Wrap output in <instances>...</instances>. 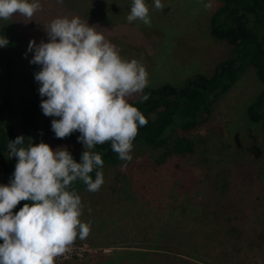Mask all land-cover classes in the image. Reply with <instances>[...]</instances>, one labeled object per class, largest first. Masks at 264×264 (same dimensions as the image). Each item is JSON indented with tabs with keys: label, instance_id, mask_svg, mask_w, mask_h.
<instances>
[{
	"label": "rangeland",
	"instance_id": "rangeland-1",
	"mask_svg": "<svg viewBox=\"0 0 264 264\" xmlns=\"http://www.w3.org/2000/svg\"><path fill=\"white\" fill-rule=\"evenodd\" d=\"M217 1L161 0L165 8L157 10L154 0H145L151 26L127 21L132 0H86V4L95 7L96 13L93 20L86 16L93 21L92 27L116 46L122 57L135 59L144 66L148 81L177 83L196 72L209 70L223 53V43L214 40L207 28L210 10ZM28 48L29 43L20 39L8 58L0 48V82L5 86L1 73L4 67H9L20 103L24 105L35 100L40 118L45 119L47 116L40 105L47 97L39 94L41 85L35 79L39 71L26 63L24 56L29 55ZM261 86V81L252 73L243 74L228 92L214 99L205 128L192 134L196 155L202 159L193 173L202 174L208 184L213 181L220 185L224 179L238 182L230 176L232 162L262 156L264 137L260 124L250 122L246 115L247 105ZM131 154L134 156L133 152ZM111 170L108 168L107 173ZM158 181L155 178L151 182ZM248 186H234L232 192L240 202L239 216L245 217L241 220L243 225L234 218L238 213L223 215L212 224L207 221L209 207L214 202L213 192L207 186H203V190L206 188L211 198L202 190L185 197L178 195L177 200L150 194L151 198L133 201L107 198L108 203L99 201L89 205L86 197L82 198L85 207L80 219L90 223V234L85 240L77 239L71 256L55 264H160V256L156 254H175V249L180 247L179 239L169 236L175 228L189 230L191 243L200 248L205 264H264V196L256 200V193L249 194ZM143 200L149 201L147 206ZM133 209L137 211L126 215V211ZM211 225L219 230L215 239ZM232 225L238 227L237 231ZM229 235L238 237L234 255L228 254L233 253L234 248ZM142 238L144 245L139 247ZM142 251L147 254L139 255Z\"/></svg>",
	"mask_w": 264,
	"mask_h": 264
},
{
	"label": "trees",
	"instance_id": "trees-1",
	"mask_svg": "<svg viewBox=\"0 0 264 264\" xmlns=\"http://www.w3.org/2000/svg\"><path fill=\"white\" fill-rule=\"evenodd\" d=\"M40 2L42 10L37 12L32 20H25L19 14L10 20H0V37L3 36L9 41L8 45L1 49L3 56H12L20 39L29 44L34 40L37 46L41 42L49 41L45 24L56 17L79 16L88 23L93 14H96L95 7L86 4V0H66L62 5L56 0ZM92 22L89 26H92ZM207 28L208 34L214 40L223 43L222 55L209 70L196 72L177 83L166 81L154 84L148 81V86L142 94L149 96L147 101L141 102L140 96L131 98L130 102L138 107L147 121L146 125L139 127L133 142L132 152L135 160L122 170V161L112 150L110 143L97 145L93 151L101 154L104 164L102 168L94 169L90 175L95 179L96 171H102L105 183L94 193L87 191L82 181L77 180L72 184V189L77 191L81 198L86 197V204L107 202V198L133 201L136 198H151L150 194L177 200L178 195L185 197L197 190L205 191L207 197L211 198L209 191H206V188L203 190V186H207L210 192H213L211 194L214 199L209 207L207 221L212 224L223 215L238 213L234 218L243 225L241 220L245 217L239 216L242 209L232 193L234 186L243 188L242 186L248 184V192L256 193V200L264 196V152L262 156L232 162L230 176L238 179V182L224 179L220 185L213 181L208 184L202 174L193 173L202 159L196 155L192 137L196 130L205 128L208 124L214 99L228 92L247 72L256 76L262 86L247 105L246 115L250 122L260 124L264 137V0H218L210 10ZM28 54L24 56L26 63L40 71L42 66H39V69L38 65L32 64L30 60L33 59L35 50L29 51ZM12 76L10 68L4 67L1 77L6 82L5 86L0 82V186L10 185L11 179L14 178L17 158H11L8 143L15 141L19 136L25 138V147L31 143L43 142L49 144L53 150L67 148L76 162H82L85 148L83 143L78 141L81 133L74 132L67 138H56L51 122L59 118L47 116L41 119L35 100L22 105L12 86ZM108 168H112L109 173ZM155 178L159 181L151 182ZM260 179L263 181L260 182ZM145 201L143 200L144 206H147L149 201ZM25 203L31 202L21 201L13 212H19ZM135 211L137 209L126 211V215L130 216ZM225 217L229 220L228 216ZM159 219L161 221V218ZM232 226L233 230L237 231L238 227ZM211 228L213 234L219 231L214 225H211ZM169 236L178 238L180 247L175 249V254L154 253L160 256L161 263H206L199 253L200 248L191 243L189 230L175 228ZM217 236L218 234H215L212 238ZM228 238L234 247L233 253L228 254L234 255L237 253L238 237L229 235ZM144 239L138 243L139 247L144 245ZM0 243H3V240H0ZM146 252L142 251L139 255L147 254Z\"/></svg>",
	"mask_w": 264,
	"mask_h": 264
},
{
	"label": "clouds",
	"instance_id": "clouds-1",
	"mask_svg": "<svg viewBox=\"0 0 264 264\" xmlns=\"http://www.w3.org/2000/svg\"><path fill=\"white\" fill-rule=\"evenodd\" d=\"M63 4L64 0H56ZM157 10H164L161 0H154ZM209 5H206L208 7ZM42 10L40 0H0V20L19 14L25 20ZM145 0H132L127 15L129 23L140 21L151 26ZM49 42L38 46L32 64L41 65L35 74L47 97L40 107L43 114L58 117L51 122L56 138L81 135L85 151L80 163L67 148L53 150L49 144H29L19 136L8 143L9 154L17 158L10 185L0 186V264H55L69 252L77 239L90 234V223L82 222L84 204L73 182L84 183L89 192H98L105 183L101 154L97 145L110 143L118 154L122 170L133 159V142L139 127L146 125L143 113L130 100L142 95L148 86V74L135 59H125L102 32L79 16H60L45 24ZM9 41L0 37V48ZM25 203L19 212L13 209ZM91 213V209H88Z\"/></svg>",
	"mask_w": 264,
	"mask_h": 264
},
{
	"label": "built area",
	"instance_id": "built-area-1",
	"mask_svg": "<svg viewBox=\"0 0 264 264\" xmlns=\"http://www.w3.org/2000/svg\"><path fill=\"white\" fill-rule=\"evenodd\" d=\"M73 251H75V249H74V247L72 246L71 250H70L69 252H67L68 255L65 254V255H63V256L57 258V259L55 260V262H59L60 260L63 261V260H65V259L69 258V255L71 256V253H72Z\"/></svg>",
	"mask_w": 264,
	"mask_h": 264
}]
</instances>
